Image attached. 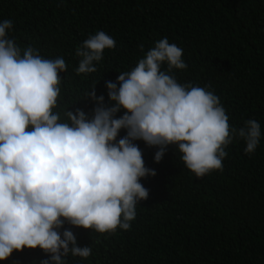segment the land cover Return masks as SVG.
Returning a JSON list of instances; mask_svg holds the SVG:
<instances>
[{
  "label": "trees",
  "instance_id": "obj_1",
  "mask_svg": "<svg viewBox=\"0 0 264 264\" xmlns=\"http://www.w3.org/2000/svg\"><path fill=\"white\" fill-rule=\"evenodd\" d=\"M5 19L13 22L8 38L21 50L32 47L46 59L65 60L53 110L61 122H67L66 111L77 109L92 118L96 105L85 98L92 88L111 107L106 82L167 38L183 49L187 65L170 73L178 83L217 95L232 127L260 124L254 153L234 140L223 169L200 178L183 165L176 146L169 145L157 163V148L134 141L144 166L156 173L139 181L148 198L138 202L128 230L101 235L65 223L61 234L69 229L78 247L91 248L86 259L69 253L66 264H264V0H0V22ZM97 31L116 46L94 62L96 72L77 75L75 51ZM125 135L122 129L117 140ZM45 261L50 256L37 248L14 251L0 264Z\"/></svg>",
  "mask_w": 264,
  "mask_h": 264
},
{
  "label": "clouds",
  "instance_id": "obj_2",
  "mask_svg": "<svg viewBox=\"0 0 264 264\" xmlns=\"http://www.w3.org/2000/svg\"><path fill=\"white\" fill-rule=\"evenodd\" d=\"M12 28V20L0 22V262L37 248L50 256L44 264H66L69 253L88 258L89 246L78 247L71 230L59 231L65 223L101 235L128 230L138 202L148 198L139 181L156 175L134 141L157 148V163L169 145L176 146L198 178L223 169L234 140L245 142L246 154L259 144L257 121L232 127L217 95L170 75L187 65L183 49L167 38L106 82L111 107L92 88L85 94L96 105L92 118L77 109L66 111L67 122H61L53 110L65 60L46 59L32 47L21 50L8 38ZM115 46L104 31L91 35L75 51L77 75L96 72L94 62ZM122 129L126 135L117 140Z\"/></svg>",
  "mask_w": 264,
  "mask_h": 264
}]
</instances>
